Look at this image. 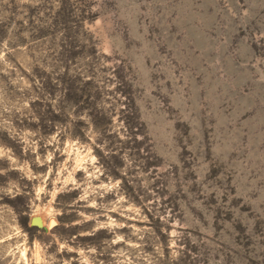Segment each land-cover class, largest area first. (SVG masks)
Listing matches in <instances>:
<instances>
[{
    "label": "rangeland",
    "instance_id": "1",
    "mask_svg": "<svg viewBox=\"0 0 264 264\" xmlns=\"http://www.w3.org/2000/svg\"><path fill=\"white\" fill-rule=\"evenodd\" d=\"M0 264H264V0H0Z\"/></svg>",
    "mask_w": 264,
    "mask_h": 264
},
{
    "label": "bare ground",
    "instance_id": "2",
    "mask_svg": "<svg viewBox=\"0 0 264 264\" xmlns=\"http://www.w3.org/2000/svg\"><path fill=\"white\" fill-rule=\"evenodd\" d=\"M80 154H77L76 155V158L78 159V160H80ZM75 158V159H76ZM82 158V157H81ZM76 159V160H77ZM77 160V161H78ZM82 161V160H81ZM52 212V210H51V207L49 206L48 208H43V207H40V206H37L36 207V210H35V213H34V217H35V219H34V222L36 223V224H38V225H47L48 227H50L51 225H53L54 224V221L55 220H53V219H50L49 221H47V218H48V215H50V213ZM51 216H53V215H51ZM52 218V217H51ZM53 223V224H52ZM48 229V228H47ZM36 245V244H35ZM35 248H37V245H36V247ZM39 248V247H38ZM36 250V249H35ZM25 251V250H24ZM24 251H23V254H24ZM35 252H37V251H35ZM36 255H37V253H36ZM24 256V255H23ZM38 257V256H37Z\"/></svg>",
    "mask_w": 264,
    "mask_h": 264
}]
</instances>
